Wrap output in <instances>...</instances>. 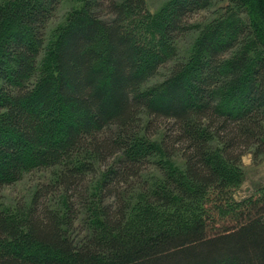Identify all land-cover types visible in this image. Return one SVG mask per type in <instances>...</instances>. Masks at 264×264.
I'll use <instances>...</instances> for the list:
<instances>
[{
    "label": "trees",
    "instance_id": "1",
    "mask_svg": "<svg viewBox=\"0 0 264 264\" xmlns=\"http://www.w3.org/2000/svg\"><path fill=\"white\" fill-rule=\"evenodd\" d=\"M64 1L0 0V188L51 168L68 202L0 205V264H264V186L233 197L242 155H264V0L192 25L212 0H69L48 27ZM193 27L187 57L147 84ZM150 164L162 179L144 180Z\"/></svg>",
    "mask_w": 264,
    "mask_h": 264
},
{
    "label": "rangeland",
    "instance_id": "2",
    "mask_svg": "<svg viewBox=\"0 0 264 264\" xmlns=\"http://www.w3.org/2000/svg\"><path fill=\"white\" fill-rule=\"evenodd\" d=\"M148 9L153 12L157 10L163 3L167 0H145ZM227 0H212L211 4L202 10H199L192 14L189 19V22L192 24H203L210 19L217 16L219 13L223 12V8L227 5ZM72 2L69 0L64 1L58 10L56 11L53 18L48 22V27L54 28L57 23L62 20L68 9L71 7ZM52 28V29H53ZM197 30L193 27L190 30L186 31L183 35H181L177 41V56L174 57V60L167 62L164 66H162L158 73L153 76L147 84H153L160 81L164 76H166L172 66V64L179 59L186 58L190 53L192 43L197 35ZM146 120V117H143ZM160 133L152 135L151 139H159ZM156 156H159L156 155ZM172 160H170L173 167H180L182 164V160L178 155L172 156ZM241 168L244 172V177L242 181L237 185L233 197L235 200H241L248 196L256 195L259 190L264 186V155L253 158L251 153H245L242 155L240 160ZM53 169L51 168H38L33 169L24 173V175L14 183L4 185L0 188V205L3 207H9L10 209L19 210L22 208H27L31 205L33 196L35 192L39 191V201H45V204L49 205L53 209H58L59 211L65 213L66 209L64 203L68 202L64 199L62 193L60 192L59 187L57 186H48V183L53 180L52 176ZM102 171V167L97 169V173L95 175L89 174L86 177V184L89 186V196L94 192V188L97 185V180L99 179V174ZM179 171V170H178ZM164 168H159L155 164H150L147 166V169L143 172L144 180L149 181H157L163 178ZM134 186H140L134 180ZM49 188V189H48ZM97 188V186H96ZM97 190V189H96ZM46 192V193H45ZM98 198L106 199V196L101 194L100 191L97 192L96 195ZM74 198V196L72 197ZM90 200V198H89ZM69 201H71L69 199ZM75 210L72 213H68L66 215L67 225H68V233L76 237V239L80 238L85 234L87 230L86 226V209L81 206L79 201L75 203Z\"/></svg>",
    "mask_w": 264,
    "mask_h": 264
}]
</instances>
